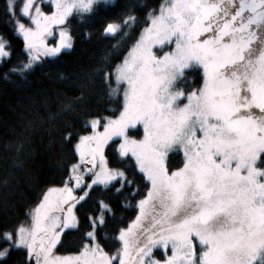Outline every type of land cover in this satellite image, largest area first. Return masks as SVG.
I'll use <instances>...</instances> for the list:
<instances>
[{"label":"snow or ice","instance_id":"snow-or-ice-1","mask_svg":"<svg viewBox=\"0 0 264 264\" xmlns=\"http://www.w3.org/2000/svg\"><path fill=\"white\" fill-rule=\"evenodd\" d=\"M109 4L123 11L119 23H106L104 34H138L119 63L98 66L89 80L99 74L109 95L120 98L119 110L83 120L91 134L66 127L61 146H70L74 162L61 187L41 193L27 225L0 229V264L13 251H24L23 264H264V0H161L156 7L139 6L146 11L138 29L137 6L115 0H51L50 14L39 0H5V23L23 38L28 58L4 78L30 71L41 54L71 49L63 30L58 45L46 43L53 26L74 11L93 13ZM11 54V40L0 33V63ZM89 95L90 84L81 86L56 116L80 115ZM32 129L27 123L15 145L13 167L22 171ZM109 141L114 159L105 155ZM170 153H182L181 166H169ZM112 164L137 170L143 193ZM94 185L117 193L127 186L133 198L141 194L139 215L117 229L122 247L106 251L103 227L115 210L97 201L80 248L57 255L62 232L78 224L74 209Z\"/></svg>","mask_w":264,"mask_h":264},{"label":"trees","instance_id":"trees-1","mask_svg":"<svg viewBox=\"0 0 264 264\" xmlns=\"http://www.w3.org/2000/svg\"><path fill=\"white\" fill-rule=\"evenodd\" d=\"M117 5L137 6V29L143 26L147 5L156 7L161 0H115ZM5 0H0V33L6 35L12 44V54L8 63H0V229L11 228L28 219V212L39 203L41 193L48 187H61L67 167L74 162L73 152L68 145H62L61 137L68 125H73L81 135L89 134L82 127V121L99 117H111L118 112L120 98L109 95L101 83L99 74L89 80V76L98 66L119 63L127 55L132 37L138 33L128 30L127 36H105L103 28L108 22L119 23L123 9L111 4L101 7L93 13L74 12L67 22L72 39V48L61 53L55 59H45L33 70L21 75L9 74L8 69L20 62H26L28 53L22 39L6 24L4 15ZM50 9V8H49ZM115 45V47H113ZM107 57V64L104 58ZM90 84L87 106L80 115L71 111L61 112L66 104H72L74 97L80 94L81 86ZM113 87H116L113 84ZM79 112V105H74ZM56 116L49 120V116ZM33 125L31 143L26 145L28 159L25 170L13 167L16 157V143L21 139L19 133L27 123ZM113 142L105 147V155L114 159ZM181 153H170L168 164L176 168L182 164ZM121 167L129 179L135 181L134 189L143 193L145 181L141 174L130 165L112 164ZM7 178L8 183L4 181ZM112 183H116L113 181ZM125 186L119 193L96 185L89 191V197L76 207L78 224L75 229L66 231L57 246L60 255L75 254L80 248L84 233L89 230L88 216L95 215L97 201L110 204L115 210L114 216L107 217L103 227L101 241L105 250L121 247L118 241V228L130 226L139 214L138 201L130 195ZM159 258V250L155 251ZM24 251H13L6 264H23Z\"/></svg>","mask_w":264,"mask_h":264},{"label":"rangeland","instance_id":"rangeland-1","mask_svg":"<svg viewBox=\"0 0 264 264\" xmlns=\"http://www.w3.org/2000/svg\"><path fill=\"white\" fill-rule=\"evenodd\" d=\"M39 2H40V7H41V9H42L46 14H50V11H53V10H54V8L51 7V0H39ZM17 3H19V0H17ZM49 8H50V9H49ZM74 12H77V11H74ZM74 12H73V13H74ZM73 13H72V14H73ZM72 14L67 18L65 24H63V25H56V26H53L52 35L49 36V37H46V43H47L50 47H51V46H56V45L59 44V41H60L59 33H60L61 30H63L64 32H66V33L68 34V36L70 37L71 44H72V39H71V36H70L69 30H68V27H67V22H68L69 18L72 16ZM22 22H24L26 25L29 24V21H28L26 18H23V19H22ZM104 35H105V34H104ZM105 36H111V35H105ZM19 37H20V36H19ZM20 38H21L22 41H23V38H22V37H20ZM69 50H70V49H61V52H60V53H57V54H55V55H49V56H45V55L41 54L40 60L34 63V65H33V67H32L31 70H33L37 65L41 64L45 59H55V58H57L61 53H63V52H67V51H69ZM26 51H27V50H26ZM31 70H30V71H31ZM138 127H139V126H138ZM97 130H98V131H102L103 128L101 127V128H98ZM141 133H142V129H141ZM89 134H91V133H89ZM117 139H119V138H117V137H114V138H113V140H117ZM109 142H111V141H109ZM105 147H106V146H105ZM181 155H182V153H181ZM182 158H183V156H182ZM96 171H99V168H97ZM84 182H85V183H88V182H89V176H88V174H85V175H84ZM94 186H96V185H94ZM94 186H93V187H94ZM101 186H103V185H101ZM89 191H90V190H89ZM74 194L79 195V192L77 191V192L74 193ZM35 206H36V205H35ZM35 206H34V207H35ZM34 207H33V208H34ZM76 207H77V206H76ZM33 208H31V210H32ZM31 210L28 212V215L30 214ZM74 211L76 212V209H74ZM138 215H139V214H138ZM28 222H29V221H28V219H27V220H26L25 222H23L22 224L27 225ZM147 223H148V221L145 220V221H144V224H147ZM75 228H76V227H75ZM75 228L65 229V230L62 232V234H61V238H62L63 234H64L66 231H68V230H73V229H75ZM120 243H121V242H120ZM58 244H59V243H58ZM58 244H57V246H58ZM57 246H56V249H55L54 251L56 252L57 255H60V254H58V252H57ZM121 247H122V244H121ZM156 250H157V249H154V252H155ZM168 254H169V255L171 254L170 250L168 251ZM68 255H73V254H68ZM61 256H67V255H61ZM157 258H158V257H157Z\"/></svg>","mask_w":264,"mask_h":264}]
</instances>
